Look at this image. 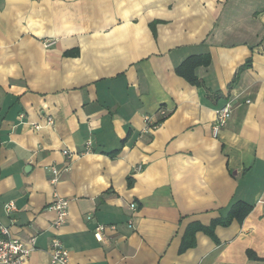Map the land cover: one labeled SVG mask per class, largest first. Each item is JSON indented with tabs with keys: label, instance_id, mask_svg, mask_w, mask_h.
I'll use <instances>...</instances> for the list:
<instances>
[{
	"label": "crops",
	"instance_id": "obj_1",
	"mask_svg": "<svg viewBox=\"0 0 264 264\" xmlns=\"http://www.w3.org/2000/svg\"><path fill=\"white\" fill-rule=\"evenodd\" d=\"M203 54L198 87L176 69ZM0 224L36 237L23 264L54 237L73 264H264V0H0Z\"/></svg>",
	"mask_w": 264,
	"mask_h": 264
},
{
	"label": "built area",
	"instance_id": "obj_2",
	"mask_svg": "<svg viewBox=\"0 0 264 264\" xmlns=\"http://www.w3.org/2000/svg\"><path fill=\"white\" fill-rule=\"evenodd\" d=\"M232 111V104L226 102L219 107L216 111V119L213 125V134L216 137L220 130L226 125ZM165 114V111H162ZM146 121H149V117H146ZM63 153L70 156L68 150H64ZM51 171L54 174L53 181H57L60 175V170L56 167H51ZM69 200L64 197L57 196L51 205L57 213V218L54 222L55 227H60L66 220L68 215ZM14 204L9 203L6 205L7 211L13 210ZM101 228H98L96 236L101 239ZM36 237H30L28 239H18L11 236L8 227L0 224V264H23L31 254L36 250ZM49 252L52 264H73L70 259V253L64 242L54 237L49 245Z\"/></svg>",
	"mask_w": 264,
	"mask_h": 264
},
{
	"label": "trees",
	"instance_id": "obj_3",
	"mask_svg": "<svg viewBox=\"0 0 264 264\" xmlns=\"http://www.w3.org/2000/svg\"><path fill=\"white\" fill-rule=\"evenodd\" d=\"M70 53L75 55L77 54V51H71ZM210 62H211V58L209 54L190 56L177 67L176 71L179 76L186 79L190 84L198 87L199 86L204 87V84L196 75L195 70L197 67L199 68V66L209 65ZM111 155L113 156L114 153H111ZM251 210H252V205L243 201H238L234 203L233 206L230 207L226 216L219 217L218 219L213 220L211 224L208 226L206 225L204 226L197 222H193L189 224L182 237L180 252H184L189 248L195 246L196 243L195 236L198 231H203L205 232V234H208L210 237L216 240L215 227L217 225L219 224L228 225L234 219L239 222H242L245 219V217L250 213ZM250 255L254 257V254L251 252Z\"/></svg>",
	"mask_w": 264,
	"mask_h": 264
}]
</instances>
